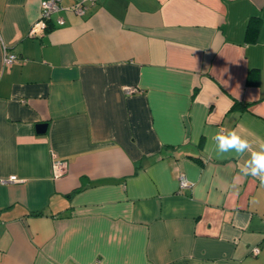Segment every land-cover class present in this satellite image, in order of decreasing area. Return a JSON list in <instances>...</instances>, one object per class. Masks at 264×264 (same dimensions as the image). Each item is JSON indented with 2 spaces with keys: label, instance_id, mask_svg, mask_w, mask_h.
I'll list each match as a JSON object with an SVG mask.
<instances>
[{
  "label": "crops",
  "instance_id": "0c3cea01",
  "mask_svg": "<svg viewBox=\"0 0 264 264\" xmlns=\"http://www.w3.org/2000/svg\"><path fill=\"white\" fill-rule=\"evenodd\" d=\"M42 1L0 0V264H264L212 139L264 140V0H61L31 36Z\"/></svg>",
  "mask_w": 264,
  "mask_h": 264
},
{
  "label": "clouds",
  "instance_id": "9594fccd",
  "mask_svg": "<svg viewBox=\"0 0 264 264\" xmlns=\"http://www.w3.org/2000/svg\"><path fill=\"white\" fill-rule=\"evenodd\" d=\"M242 125L213 134L217 154H229L243 160L242 172L264 185V140L251 141Z\"/></svg>",
  "mask_w": 264,
  "mask_h": 264
},
{
  "label": "built area",
  "instance_id": "2783aa9c",
  "mask_svg": "<svg viewBox=\"0 0 264 264\" xmlns=\"http://www.w3.org/2000/svg\"><path fill=\"white\" fill-rule=\"evenodd\" d=\"M61 0H43L41 3V12L39 18L32 24L30 28V35L31 36H42L44 33L47 32L49 28V21L52 16V14L62 8ZM94 1V0H92ZM72 9L78 13V14H83L85 12V6L83 2H78L76 3ZM59 22L61 24L64 23V19L60 18ZM19 59L17 54L14 53H8L6 51L5 53V62L12 64L15 61ZM127 92H134L137 90L136 87H126ZM66 169V161L64 160H55L54 162V171H55V176L58 177L61 174L65 172ZM20 179L16 175H12L9 177H1L0 178V184H5L9 182H17ZM188 185V180L185 177V175L180 176V186H187Z\"/></svg>",
  "mask_w": 264,
  "mask_h": 264
},
{
  "label": "water",
  "instance_id": "95a60500",
  "mask_svg": "<svg viewBox=\"0 0 264 264\" xmlns=\"http://www.w3.org/2000/svg\"><path fill=\"white\" fill-rule=\"evenodd\" d=\"M46 128H47V123H41V124L38 125V131L39 132L46 131Z\"/></svg>",
  "mask_w": 264,
  "mask_h": 264
}]
</instances>
